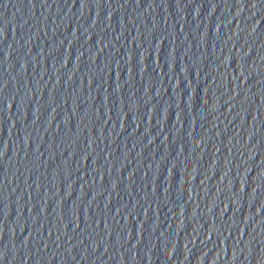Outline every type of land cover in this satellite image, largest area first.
Returning a JSON list of instances; mask_svg holds the SVG:
<instances>
[{
	"label": "water",
	"instance_id": "obj_1",
	"mask_svg": "<svg viewBox=\"0 0 264 264\" xmlns=\"http://www.w3.org/2000/svg\"><path fill=\"white\" fill-rule=\"evenodd\" d=\"M0 264H264V0H0Z\"/></svg>",
	"mask_w": 264,
	"mask_h": 264
}]
</instances>
